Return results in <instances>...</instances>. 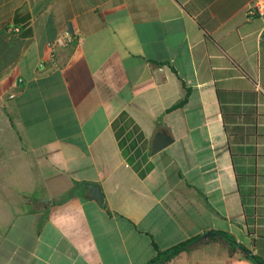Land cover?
Returning <instances> with one entry per match:
<instances>
[{
	"label": "crops",
	"instance_id": "obj_1",
	"mask_svg": "<svg viewBox=\"0 0 264 264\" xmlns=\"http://www.w3.org/2000/svg\"><path fill=\"white\" fill-rule=\"evenodd\" d=\"M255 2L0 0L11 43L0 61V264H148L155 243L210 231L264 259ZM69 24L73 41L52 60ZM124 111L151 147L160 130L174 139L144 178L113 128ZM218 236L167 264H257Z\"/></svg>",
	"mask_w": 264,
	"mask_h": 264
},
{
	"label": "trees",
	"instance_id": "obj_2",
	"mask_svg": "<svg viewBox=\"0 0 264 264\" xmlns=\"http://www.w3.org/2000/svg\"><path fill=\"white\" fill-rule=\"evenodd\" d=\"M7 27H5L0 34V61L4 64L11 62L8 60L6 51L11 47V43L8 42ZM10 35V34H9ZM8 60V61H6ZM184 103L180 101L173 108L179 107ZM113 128L116 133L122 153L128 163L140 174L141 177H146L148 173L153 169L154 164L150 160L152 155V147L149 139L147 138L143 128L137 123V121L127 112H122L113 122ZM77 194V190L72 191L66 199L71 198ZM218 238L222 239L230 246L232 251L242 250L245 255L252 258L257 264H264V259L260 256L245 251V247L238 239L231 233L222 231L219 232ZM216 237L202 238L201 235L192 237L186 241H183L169 249H162L155 243L157 255L148 264H167L173 259V257L182 251L191 249L199 242L214 239Z\"/></svg>",
	"mask_w": 264,
	"mask_h": 264
},
{
	"label": "water",
	"instance_id": "obj_3",
	"mask_svg": "<svg viewBox=\"0 0 264 264\" xmlns=\"http://www.w3.org/2000/svg\"><path fill=\"white\" fill-rule=\"evenodd\" d=\"M69 30L70 32H74L72 25L69 24ZM174 141V139L172 138V136L166 131V130H160L157 132L155 139L153 140L152 143V152L153 154H156L162 150H164L165 148H167L172 142ZM88 187L90 188V190L92 191V194L94 196V198L96 200H104V195L102 193V189H101V185L96 183V184H89ZM220 235L219 232H214V231H210V232H206L203 234L202 237H210V236H217ZM245 251H247L248 253H252V251L245 249Z\"/></svg>",
	"mask_w": 264,
	"mask_h": 264
},
{
	"label": "built area",
	"instance_id": "obj_4",
	"mask_svg": "<svg viewBox=\"0 0 264 264\" xmlns=\"http://www.w3.org/2000/svg\"><path fill=\"white\" fill-rule=\"evenodd\" d=\"M252 11L256 14L263 15L264 14V0H256L254 5L252 6ZM72 41H73V35L69 30H66L60 35H58L52 42L49 43L51 59L55 60L56 52L60 48L68 46L70 43H72Z\"/></svg>",
	"mask_w": 264,
	"mask_h": 264
}]
</instances>
